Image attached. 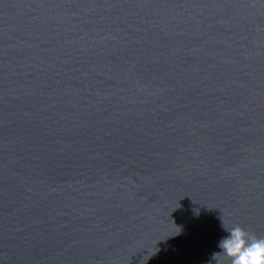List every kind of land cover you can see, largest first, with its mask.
<instances>
[{"label":"water","instance_id":"1","mask_svg":"<svg viewBox=\"0 0 264 264\" xmlns=\"http://www.w3.org/2000/svg\"><path fill=\"white\" fill-rule=\"evenodd\" d=\"M222 217L264 236V0H0V264H209Z\"/></svg>","mask_w":264,"mask_h":264},{"label":"clouds","instance_id":"2","mask_svg":"<svg viewBox=\"0 0 264 264\" xmlns=\"http://www.w3.org/2000/svg\"><path fill=\"white\" fill-rule=\"evenodd\" d=\"M221 228L226 235L219 240V251L212 253L209 264H264V236L239 225L229 226L223 217Z\"/></svg>","mask_w":264,"mask_h":264}]
</instances>
